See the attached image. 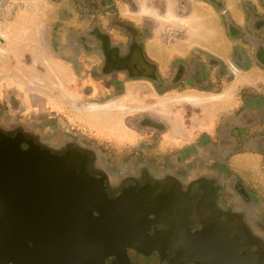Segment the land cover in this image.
I'll return each mask as SVG.
<instances>
[{
  "label": "flooded vegetation",
  "instance_id": "flooded-vegetation-1",
  "mask_svg": "<svg viewBox=\"0 0 264 264\" xmlns=\"http://www.w3.org/2000/svg\"><path fill=\"white\" fill-rule=\"evenodd\" d=\"M71 1L81 4L83 0ZM111 1L95 0L101 6V15L108 20L106 26L95 22L82 34L70 36L67 53L62 55L72 65L80 90L70 109L82 112L83 102L95 101L97 104H91L97 110L110 109L116 114L119 132L123 128L130 136H119L124 132L101 134L76 119L65 125L45 124L20 111L14 116L12 107L3 105L0 133L19 135L22 148L33 145L55 155L70 151L83 154L86 171L104 179L108 198L131 185L160 183L166 190L172 189L182 202L178 209L165 211L157 225L160 230L169 229L178 215L190 232L209 221H239L250 248L264 251V189L249 181L264 180V83L257 80L229 92L230 84L247 64L251 68L264 67L263 39L259 45L263 48L260 60L259 47L252 48L247 57L235 50L230 58L195 50L172 59L167 70L160 71L146 54L136 27L118 17ZM216 3L219 14L228 18L226 7L219 0ZM249 7L244 6L249 19L247 28L231 22L226 25L231 38L243 46L248 45L255 32L264 31V15L256 16ZM81 10L85 17L90 14L89 9ZM113 29L121 32V38L112 34ZM176 36L169 27L162 31L165 43L174 41ZM90 52L94 53L95 62L87 66L80 56ZM127 83L136 84L128 94ZM227 96H231L232 104ZM134 98L139 101L130 102ZM106 103L113 104L109 107ZM171 106L183 120H174L169 127L167 109ZM206 107L213 114L211 129L194 127L191 137L180 140L169 136L173 143H165L168 132L178 128V133L181 127L186 131L196 118H202ZM126 252L132 264L161 261L156 251L145 255L128 248ZM165 253L167 259L174 256L169 249ZM114 260L109 255L104 264Z\"/></svg>",
  "mask_w": 264,
  "mask_h": 264
},
{
  "label": "water",
  "instance_id": "water-1",
  "mask_svg": "<svg viewBox=\"0 0 264 264\" xmlns=\"http://www.w3.org/2000/svg\"><path fill=\"white\" fill-rule=\"evenodd\" d=\"M181 202L160 183L108 198L83 154L22 148L19 135L0 133V264H104L109 255L112 264H132L128 248L158 252L159 264H264V251L250 248L239 221H209L190 232L177 218L158 229Z\"/></svg>",
  "mask_w": 264,
  "mask_h": 264
},
{
  "label": "crops",
  "instance_id": "crops-1",
  "mask_svg": "<svg viewBox=\"0 0 264 264\" xmlns=\"http://www.w3.org/2000/svg\"><path fill=\"white\" fill-rule=\"evenodd\" d=\"M60 1L62 0H20V6L13 16L4 22L0 34V105L11 106L14 116L16 111H20L45 124L55 122L65 125L76 119L82 126L94 128L101 134H118V118L110 109H86L88 105L97 104L95 101L83 102L85 110L82 112L77 113L70 109L71 104L79 98L77 94L80 90L76 87L77 78L72 65L64 60L62 55V52L67 53L65 47L70 36L82 34L95 22L104 28L108 20L101 15V6L97 5L95 0H83L81 4L71 0H65V3ZM217 1L111 2L117 9L118 17L136 27L138 39L143 43L146 54L156 62L160 71H165L172 59L183 58L195 50L207 51L220 58H230L232 52L240 50L242 55L247 57L252 48H258L261 40L264 41V31L255 32L256 37H249L248 45L243 46L240 41H234L226 30L229 22L240 28H247L249 19L244 6L248 9L251 6L256 16H263V0H219L228 10V18L219 14ZM83 8L90 10L86 17L81 14ZM251 14L249 15L252 16ZM167 27L177 33L176 39L170 43L162 40V31ZM111 32L121 38L120 31L113 29ZM262 49H257L258 59L260 54L263 56ZM80 57L87 66L95 62L92 52ZM243 69L244 71L239 72L230 84L229 92L236 86L257 80L264 83L263 66L251 68L250 64H247ZM135 86L134 83L125 84L126 93ZM225 98L232 104L231 96ZM106 104L110 107L113 103ZM192 120L194 121L191 118ZM212 126L213 114L210 108L206 107L202 118H196L193 126L186 131L181 127L178 133V128L168 132L165 135V143H173L174 139H169V136L182 140L183 137L192 136L194 127L209 130ZM119 133H123L118 135L125 138L130 136L123 128ZM220 181L222 183L225 180ZM249 181L264 189V180Z\"/></svg>",
  "mask_w": 264,
  "mask_h": 264
},
{
  "label": "built area",
  "instance_id": "built-area-1",
  "mask_svg": "<svg viewBox=\"0 0 264 264\" xmlns=\"http://www.w3.org/2000/svg\"><path fill=\"white\" fill-rule=\"evenodd\" d=\"M19 0H0V33L4 22L18 9L20 6Z\"/></svg>",
  "mask_w": 264,
  "mask_h": 264
},
{
  "label": "rangeland",
  "instance_id": "rangeland-1",
  "mask_svg": "<svg viewBox=\"0 0 264 264\" xmlns=\"http://www.w3.org/2000/svg\"><path fill=\"white\" fill-rule=\"evenodd\" d=\"M60 3H65V0L63 1H60ZM71 7V6H70ZM137 101H139V98L138 99H130V102H133V103H136ZM142 105V104H141ZM140 104H139V106H141ZM136 106V105H135ZM105 107V106H104ZM0 108H1V105H0ZM86 108L88 109V110H90V111H95V110H97L98 109V107H96L95 105H90V106H86ZM91 109H94V110H91ZM0 112H2V110L0 109ZM167 113H168V116H170V120H167V122H168V126L169 127H172V123H173V121L174 120H180L181 122H182V120H183V117H182V115L181 114H179V112L177 111H172V106H171V108H169V109H167ZM131 255V254H130Z\"/></svg>",
  "mask_w": 264,
  "mask_h": 264
},
{
  "label": "bare ground",
  "instance_id": "bare-ground-1",
  "mask_svg": "<svg viewBox=\"0 0 264 264\" xmlns=\"http://www.w3.org/2000/svg\"><path fill=\"white\" fill-rule=\"evenodd\" d=\"M178 208H179V206H178ZM159 212H161V211L159 209H156L153 211V213L150 216H156V215H158ZM178 218L181 219L179 215H178ZM165 243H166V241H165Z\"/></svg>",
  "mask_w": 264,
  "mask_h": 264
}]
</instances>
